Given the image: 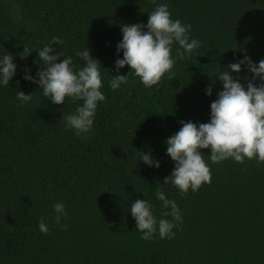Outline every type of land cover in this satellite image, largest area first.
I'll return each mask as SVG.
<instances>
[{
  "label": "trees",
  "instance_id": "16d2710c",
  "mask_svg": "<svg viewBox=\"0 0 264 264\" xmlns=\"http://www.w3.org/2000/svg\"><path fill=\"white\" fill-rule=\"evenodd\" d=\"M158 4L191 25L189 40L201 46L177 60L173 79L166 74L146 88L125 66L119 74L129 73L127 84L111 89L115 61L123 59L116 49L121 26L146 25ZM53 38L61 41L52 45L62 54L57 63L71 57L79 69L77 53L85 48L101 62L106 99L87 139L65 120L83 101L55 105L23 79L37 78V52ZM24 48L30 54L21 59ZM6 52L17 70L0 84V264H264V162L213 164L204 149L210 184L182 196L171 180L163 183L175 167L167 139L181 121H210V105L223 90L219 73L245 55L254 64L264 60V0H0V58ZM230 75L245 86L251 77L244 65ZM19 91L31 101H19ZM140 153L160 167L144 164ZM159 190L177 203L182 223L172 239L157 231L144 240L130 206L144 199L157 221L171 220L161 216L171 210L162 208ZM58 202L66 212L60 225ZM41 219L47 234L39 231Z\"/></svg>",
  "mask_w": 264,
  "mask_h": 264
},
{
  "label": "clouds",
  "instance_id": "9594fccd",
  "mask_svg": "<svg viewBox=\"0 0 264 264\" xmlns=\"http://www.w3.org/2000/svg\"><path fill=\"white\" fill-rule=\"evenodd\" d=\"M156 3V0H152ZM191 25H184L179 19L173 20L167 4H158L148 15L147 24H131L121 26L122 40L116 46L117 54L123 53V59L115 61L116 76H111V89H119L127 84L129 73L138 77L141 83L150 88L158 85L166 74L173 79L172 71L177 60H183L201 45L200 42L189 40ZM61 43L57 38L39 50L38 57L42 63V70L36 73V79L25 75L23 79L38 84L45 97L55 105H63L66 98L73 101H83L82 106L76 108L74 114L65 117L66 128L74 129L77 135L87 134L93 126L99 102L106 97L101 91L104 87L102 80L101 62L90 57V51L78 52L84 65L75 69L71 57L63 58L52 45ZM178 45L173 57V45ZM30 54L27 48L20 54L21 59ZM12 54L7 53L0 58V84L8 85L16 74L17 66L13 62ZM251 73V77H244L246 86L239 78L234 79L230 72L239 74L241 66ZM129 67L128 75H120L119 70ZM27 69L25 72L27 73ZM217 78L222 82V91L210 105V121L199 125L193 122L181 121L182 127L177 133L167 139V151L175 167L171 175L163 183H171L185 196L189 190L196 192L204 184L211 183V169L205 161L202 150H210L209 159L213 164L232 159L243 164L245 159H256L264 162V60L254 64L245 55L244 59L230 63L220 72ZM260 83L257 85L256 81ZM212 88L209 86L205 94L210 96ZM17 99L22 103L30 102L32 95L18 92ZM141 154V161L149 167L159 168L158 161H154L150 154ZM156 197L162 202L161 216H171L172 219L157 221L153 214V206L144 199L132 202L130 212L135 220L136 228L143 233L142 239L151 240L157 233L161 239H172L174 228L182 223L180 209L174 200L166 197L162 190L157 191ZM55 223L60 225L61 217L66 215L63 203L53 205ZM66 228V225L64 226ZM39 231L47 234L49 229L43 219L39 222Z\"/></svg>",
  "mask_w": 264,
  "mask_h": 264
}]
</instances>
